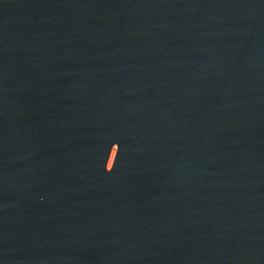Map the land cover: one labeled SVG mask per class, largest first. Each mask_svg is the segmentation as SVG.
Listing matches in <instances>:
<instances>
[{
    "label": "water",
    "instance_id": "95a60500",
    "mask_svg": "<svg viewBox=\"0 0 264 264\" xmlns=\"http://www.w3.org/2000/svg\"><path fill=\"white\" fill-rule=\"evenodd\" d=\"M0 264H264V0H0Z\"/></svg>",
    "mask_w": 264,
    "mask_h": 264
}]
</instances>
